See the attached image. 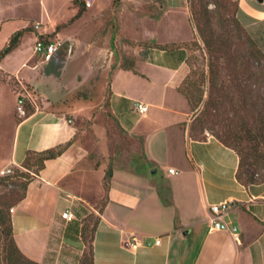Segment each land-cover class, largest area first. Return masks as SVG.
<instances>
[{
  "label": "crops",
  "instance_id": "obj_1",
  "mask_svg": "<svg viewBox=\"0 0 264 264\" xmlns=\"http://www.w3.org/2000/svg\"><path fill=\"white\" fill-rule=\"evenodd\" d=\"M52 1L57 0H0V52L16 32L29 28L31 18L26 13L31 12V6L36 7L42 22ZM237 2L239 21L264 51V0ZM241 16L248 21L243 22ZM26 37L12 53L21 49ZM189 56L186 46L149 51L142 64L163 77L158 96L151 90L153 75L138 71L137 66L135 71L119 69L113 73L110 112L121 133L143 139L148 172L112 169L106 202L99 212L87 198L73 196L65 186L79 158L74 147L47 161L28 184L25 199L11 213L16 243L27 258L39 264H80L86 251L83 222L97 213L100 222L94 239V264H264V182L242 185L236 177L239 157L235 150L213 136L191 138L185 126L189 118L186 102L177 90L186 79ZM52 73L46 71L42 77ZM142 83L148 87L144 94L139 91ZM170 96L172 106L167 104ZM138 101L149 106L147 114L136 112ZM16 116L11 158L1 170L12 166L23 169L28 152L67 144L77 133L67 114L49 108L48 103L45 107L34 105L29 114ZM157 135H161L158 146L171 162L161 176L145 148ZM169 169L178 174H170ZM224 202L230 203L225 219L239 228L237 235L210 230V207ZM67 209L77 220H63ZM133 236L152 242L160 238L161 242L134 251L127 246Z\"/></svg>",
  "mask_w": 264,
  "mask_h": 264
},
{
  "label": "rangeland",
  "instance_id": "obj_2",
  "mask_svg": "<svg viewBox=\"0 0 264 264\" xmlns=\"http://www.w3.org/2000/svg\"><path fill=\"white\" fill-rule=\"evenodd\" d=\"M91 3L88 7L86 0L52 1L42 22L34 5L26 13L31 18L28 37L19 51L3 58L0 68V170L11 158L19 99L25 102L26 114L34 105L45 107L48 103L49 108L63 110L77 129L70 147L79 158L65 186L73 196L87 198L100 212L107 197V172L115 167L148 172L143 139L120 132L109 109V98L113 73L119 69L135 71L136 66L138 71L153 75L152 93L161 94L163 77L142 64L151 49H189L188 73L177 90L186 102L189 118L185 126L191 138H246L248 132L253 136L264 132V51L239 21L237 0H194L189 7L185 0ZM241 18L248 21L245 16ZM36 25H40L37 30ZM200 29L214 32L216 50L208 47L209 33ZM42 33L59 44L50 63H43L34 52ZM46 71L53 73L42 77ZM38 72L41 76L36 75ZM139 91L146 93V84H140ZM173 103L170 96L167 104ZM160 138L154 136L145 147L149 160L157 164L159 176L171 163L157 144ZM259 144L244 141L242 147L252 155L255 148L264 151V145ZM37 170L32 168L31 172ZM259 175L264 177V171ZM24 182L20 180L19 186ZM19 186H0V205L14 208L15 193H23ZM94 215L95 222L99 217Z\"/></svg>",
  "mask_w": 264,
  "mask_h": 264
},
{
  "label": "trees",
  "instance_id": "obj_3",
  "mask_svg": "<svg viewBox=\"0 0 264 264\" xmlns=\"http://www.w3.org/2000/svg\"><path fill=\"white\" fill-rule=\"evenodd\" d=\"M76 0L75 2H78ZM194 1V0H192ZM238 6V4H237ZM223 9H226L223 7ZM239 10V6H238ZM214 16H211L213 18ZM211 29V27H210ZM201 32L205 34L204 29H200ZM29 29L21 30L16 32L10 39L9 44L0 52V64L3 58L15 51L22 43L23 38L27 35ZM208 36H206L208 47L211 50H216L218 40H215V34L212 30ZM212 33V34H211ZM253 40V39H252ZM254 41V40H253ZM255 42V41H254ZM131 70V69H125ZM248 141H247V139ZM246 138L234 136L231 138H221L219 139L227 147L236 151L239 157V167L237 170V180L242 185L249 187L253 184L264 182V177L259 175L261 170L264 171V151H259L255 148L254 153L249 155L245 152L242 147V142H251L255 141L258 144L264 145V132L262 134L253 136L251 132L246 134ZM73 141L57 146L55 148L46 150L44 152H34L30 151L27 154V158L23 164V169L17 171V168H14V175L8 177H0V186L7 187L9 184H15L19 186L18 182L20 180H25L24 183H21L19 187L23 190V193H15L14 200L16 203H20L26 197V192L28 184L32 181L34 174H38L44 167L45 163L49 160L56 159L60 157L65 151L68 150ZM259 144V145H260ZM34 157V158H33ZM250 160V161H248ZM32 168H38L37 172H31ZM19 170V169H18ZM33 175V176H32ZM32 176V177H31ZM112 176V170L107 172L105 179L109 180ZM16 204V205H17ZM13 208L9 204L2 203L0 205V264H39L29 258H27L19 246L16 243L14 232H13V220L9 210ZM94 214L89 215L84 220V226L82 230V237L86 244V251L84 256L81 259L80 264H94V239L95 233L97 231L100 217L94 222Z\"/></svg>",
  "mask_w": 264,
  "mask_h": 264
},
{
  "label": "built area",
  "instance_id": "obj_4",
  "mask_svg": "<svg viewBox=\"0 0 264 264\" xmlns=\"http://www.w3.org/2000/svg\"><path fill=\"white\" fill-rule=\"evenodd\" d=\"M187 3V6L189 7L192 5V0H185ZM86 4L88 7H91L92 3L91 0H86ZM40 25H36L35 29H39ZM58 45L54 42H50L47 39H45L42 35L37 38V42L35 45V54L39 56L43 63H49L51 62L55 55L58 52ZM19 105L17 107V112L20 116L26 115V108H25V102L22 99H19L18 101ZM135 110L137 113L141 115H145L149 111V106L138 102L136 103ZM14 167H9L4 170L0 171V177H8L14 175ZM169 173L172 175H177L178 172L175 169H169ZM13 185H10L12 187ZM230 210V203L224 202L218 205H213L210 207V213H211V219H210V230L211 231H228L235 235L239 233V228L237 226L231 225L229 222L226 221V216L228 215ZM14 209H11V212H13ZM62 218L68 223L74 222L77 220V217L75 213L71 209H67L62 213ZM160 238L155 239L154 242L151 241V239H147L144 241H141L137 237H131L130 241L127 243V246L131 248L132 250L136 251L139 248L142 247H151L153 245H159L160 244Z\"/></svg>",
  "mask_w": 264,
  "mask_h": 264
},
{
  "label": "water",
  "instance_id": "obj_5",
  "mask_svg": "<svg viewBox=\"0 0 264 264\" xmlns=\"http://www.w3.org/2000/svg\"><path fill=\"white\" fill-rule=\"evenodd\" d=\"M261 1H263V0H261Z\"/></svg>",
  "mask_w": 264,
  "mask_h": 264
}]
</instances>
